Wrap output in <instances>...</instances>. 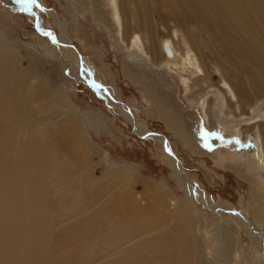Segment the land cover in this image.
<instances>
[{
	"label": "bare ground",
	"instance_id": "bare-ground-1",
	"mask_svg": "<svg viewBox=\"0 0 264 264\" xmlns=\"http://www.w3.org/2000/svg\"><path fill=\"white\" fill-rule=\"evenodd\" d=\"M37 1L45 9V2ZM79 1L93 22L116 36L127 55L123 75L141 87L155 105L157 117L178 138L190 142L191 132L174 107L159 99L160 83L166 81L156 76L155 66L174 65L187 92L199 96L216 91L204 106L210 122L218 123L217 111H222L226 122L252 118L264 101V0ZM53 17L59 21L61 43L75 61L79 55L69 46L65 26ZM162 26L167 36L159 40L156 32ZM165 52L174 61H164ZM142 56L149 58L148 65L134 62ZM17 58L16 50L0 40V264H201V252L208 264H224L216 248L210 254L199 247L193 209L188 212L174 199L166 201V196L154 194L163 187L147 189L143 204L131 187L135 171L114 161L110 162L113 171L99 179L87 178L81 150L85 131L76 124L79 111L72 109L65 92L48 90L42 74L24 68ZM100 79L92 84L106 100H113L115 95ZM117 107L129 114L141 135L146 133L160 144V153L192 205L219 207L163 149L166 144L158 134L136 124L128 107ZM55 108L68 110L69 116L55 115ZM222 131L257 142L255 159L264 168V120ZM235 171L241 176V170ZM250 191L259 229L244 216L238 224L258 243L251 242L246 264H264V192ZM74 197L83 200L81 206L71 202ZM220 208L231 210L230 205Z\"/></svg>",
	"mask_w": 264,
	"mask_h": 264
},
{
	"label": "rangeland",
	"instance_id": "rangeland-1",
	"mask_svg": "<svg viewBox=\"0 0 264 264\" xmlns=\"http://www.w3.org/2000/svg\"><path fill=\"white\" fill-rule=\"evenodd\" d=\"M43 1L45 9L37 0L35 3L30 0H0V40L16 50L21 66L42 74L46 88L65 92L72 109L79 111L76 124H81L85 131L83 140L86 146L82 144L81 150L83 148L86 159L83 163L88 171L86 177L99 179L107 171H113L111 161L119 166H128L136 173L131 177L132 190L143 204L147 189L163 187L164 190H157L154 194L166 196V201L174 199L178 207L183 206L188 212L193 209L191 213L194 217L190 213L189 216L193 217L195 234L202 250L205 247L212 254L216 248L224 264H246L252 250L251 242L258 243L238 222L244 216L256 230L259 229L256 224L257 206L250 190L257 188L264 192V168L255 159L257 142L249 136L242 140L221 130L264 120V101L253 111L252 118L238 121L228 118L232 122H226L222 111H217L214 121L218 123L210 122L204 106L209 95H216V91L207 90L208 95L203 93L199 96L187 92L174 65L165 63L161 67L155 66L153 71L156 76L166 81L160 83L159 99L167 107H174L173 111L180 115L181 120L183 118L186 129L191 132L190 142L180 139L157 117L155 105L144 95L141 87L123 75L122 61L127 55L116 36L106 27L93 22L91 13L83 12L79 0ZM153 15L158 19L156 14ZM53 16L63 22L69 46L79 55L75 61L83 64V71L75 67L73 57H68L61 43L59 21ZM162 27L156 32L159 40L167 33ZM165 57L167 60L164 61H174L171 54L165 52ZM134 59L139 64L148 65L149 62V58L144 56ZM58 74H62L65 80ZM86 76L92 82L101 78L111 96L115 95L113 100H106L97 86L92 82L88 84ZM214 76L216 79L217 74ZM190 94L192 97L188 100ZM118 105L128 107L134 112L136 124L158 134L165 141L166 148L163 149L180 163L185 175L205 192V196L212 198L219 207L230 205L231 210L206 207L202 202L192 205L187 191L160 153V144L146 133L141 135L136 125L128 120L129 114L122 113ZM53 113L61 114L62 118L69 116L68 110L61 108H55ZM71 167V164L67 167L68 173ZM235 169L241 170L243 178ZM71 202L81 206L83 200L74 197ZM198 215H201L200 223H197ZM262 234L264 236V232ZM199 257L201 264H208L209 259L203 252L199 253Z\"/></svg>",
	"mask_w": 264,
	"mask_h": 264
},
{
	"label": "snow or ice",
	"instance_id": "snow-or-ice-1",
	"mask_svg": "<svg viewBox=\"0 0 264 264\" xmlns=\"http://www.w3.org/2000/svg\"><path fill=\"white\" fill-rule=\"evenodd\" d=\"M30 2L35 3V0H30Z\"/></svg>",
	"mask_w": 264,
	"mask_h": 264
}]
</instances>
